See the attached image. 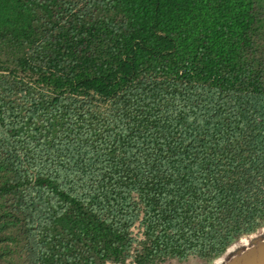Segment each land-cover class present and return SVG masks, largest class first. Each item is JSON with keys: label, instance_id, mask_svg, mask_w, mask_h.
I'll use <instances>...</instances> for the list:
<instances>
[{"label": "trees", "instance_id": "obj_1", "mask_svg": "<svg viewBox=\"0 0 264 264\" xmlns=\"http://www.w3.org/2000/svg\"><path fill=\"white\" fill-rule=\"evenodd\" d=\"M262 226L264 0H0V264L212 260Z\"/></svg>", "mask_w": 264, "mask_h": 264}, {"label": "rangeland", "instance_id": "obj_2", "mask_svg": "<svg viewBox=\"0 0 264 264\" xmlns=\"http://www.w3.org/2000/svg\"><path fill=\"white\" fill-rule=\"evenodd\" d=\"M132 232L135 236H137L138 238H141V232H142V228L140 225L136 224L133 228H132ZM264 233V226L260 227L258 230H256L254 233L248 234V235H243L241 236L239 239H237L235 242H233L225 251L224 253H222L220 256L212 259V260H204V259H200L198 257H194L191 256L188 259L184 260V261H178L176 259H166L165 261H163L161 264H224L226 262V260L231 256L232 252H230V250L234 247H240L243 243H246L247 245H245V247L248 246V244L250 243V240L252 239V237L255 236H259L261 234ZM249 242V243H248ZM244 247V246H242ZM105 264H120V263H112V262H107ZM125 264H134L133 260L131 258H129L128 260H126Z\"/></svg>", "mask_w": 264, "mask_h": 264}, {"label": "water", "instance_id": "obj_3", "mask_svg": "<svg viewBox=\"0 0 264 264\" xmlns=\"http://www.w3.org/2000/svg\"><path fill=\"white\" fill-rule=\"evenodd\" d=\"M224 264H264V233L247 247L233 251Z\"/></svg>", "mask_w": 264, "mask_h": 264}, {"label": "bare ground", "instance_id": "obj_4", "mask_svg": "<svg viewBox=\"0 0 264 264\" xmlns=\"http://www.w3.org/2000/svg\"><path fill=\"white\" fill-rule=\"evenodd\" d=\"M260 237H262V234L261 235H259V236H255V237H252V239L250 240V243H251V241H256V239H259ZM249 243V242H248ZM249 243V244H250ZM245 245H247L246 243H243L242 245H241V247L242 246H245ZM240 248V247H239ZM238 247H236V248H232L231 250H230V252H232V251H236L237 249H239Z\"/></svg>", "mask_w": 264, "mask_h": 264}]
</instances>
